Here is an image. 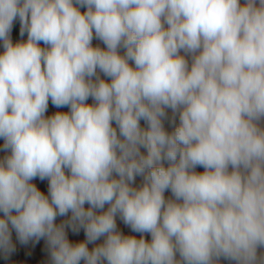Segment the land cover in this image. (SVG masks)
<instances>
[{
	"label": "clouds",
	"instance_id": "1",
	"mask_svg": "<svg viewBox=\"0 0 264 264\" xmlns=\"http://www.w3.org/2000/svg\"><path fill=\"white\" fill-rule=\"evenodd\" d=\"M0 45V251L264 264V0H0Z\"/></svg>",
	"mask_w": 264,
	"mask_h": 264
},
{
	"label": "rangeland",
	"instance_id": "2",
	"mask_svg": "<svg viewBox=\"0 0 264 264\" xmlns=\"http://www.w3.org/2000/svg\"><path fill=\"white\" fill-rule=\"evenodd\" d=\"M241 2L243 3V0H241ZM84 9H81V11H83ZM27 36H23L21 38H15L13 39V42H17L20 40H26ZM93 45H99L101 47H104V45L102 44L101 41L97 40L94 38L93 40ZM43 46V45H41ZM3 51L2 45H0V52ZM121 54H123L124 49H120ZM189 60V63H191V57H187ZM102 78L103 75L101 74ZM89 103H92L91 99L88 101ZM56 111H68L67 108H63V109H57L55 108L52 104L51 101L49 102V109H48V113H46V115L49 114H53ZM168 113L172 116L171 110H168ZM177 123H178V116H177ZM262 126H264V121L261 122ZM141 128L142 130H147L148 125L145 121L141 120L140 122ZM115 126V125H114ZM165 127L168 128L169 130H171V127L168 125V123L165 121ZM142 152H144L146 154V149L142 148L141 149ZM8 153L3 149V140L0 139V160H2L4 158L5 155H7ZM196 171L202 172L203 169L198 167L196 169ZM143 178L142 177H137L136 178V182L134 186H139L142 183ZM34 183H36L38 185L39 188H41L43 191H45V193L47 192V181H40L39 179H36L33 181ZM166 198L171 197V193L170 192H166L165 193ZM3 214L0 213V216H2ZM70 216V214H69ZM67 219H69V217H58L57 218V223H61L63 221H66ZM117 223H118V227L125 233V234H131V235H135L139 238V234L138 233H131V230L123 225V223L119 220V218H117ZM69 238L71 240H82L84 239V234L83 231L81 230L78 234H73L71 231L68 232ZM145 238L150 240L151 237L149 234H145ZM101 241H98L97 243H100ZM12 243L15 247V251L5 255V253L3 251H0V264H50V257H49V252H48V247L46 244L45 240H40V241H29L27 244H21L20 241L17 238V235L15 233V230H12ZM91 247V245L89 246ZM264 251V250H261ZM220 264H234V262L232 261H228L225 259H221Z\"/></svg>",
	"mask_w": 264,
	"mask_h": 264
},
{
	"label": "trees",
	"instance_id": "3",
	"mask_svg": "<svg viewBox=\"0 0 264 264\" xmlns=\"http://www.w3.org/2000/svg\"><path fill=\"white\" fill-rule=\"evenodd\" d=\"M19 29H20V22H19V19L17 18L15 21H14V26H13V30H12V39H15V38H21L20 34H19ZM24 36H27V34L25 33ZM169 117L171 118V115L168 113ZM166 122L168 123V125L170 126L169 122L166 120Z\"/></svg>",
	"mask_w": 264,
	"mask_h": 264
}]
</instances>
